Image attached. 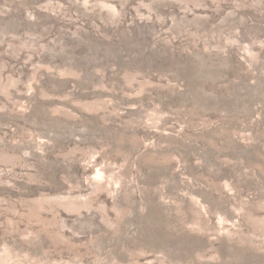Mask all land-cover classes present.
<instances>
[{
  "label": "rangeland",
  "instance_id": "rangeland-1",
  "mask_svg": "<svg viewBox=\"0 0 264 264\" xmlns=\"http://www.w3.org/2000/svg\"><path fill=\"white\" fill-rule=\"evenodd\" d=\"M0 264H264V0H0Z\"/></svg>",
  "mask_w": 264,
  "mask_h": 264
}]
</instances>
